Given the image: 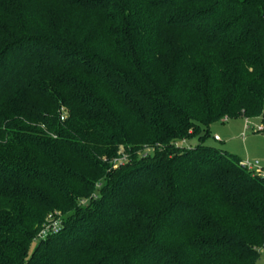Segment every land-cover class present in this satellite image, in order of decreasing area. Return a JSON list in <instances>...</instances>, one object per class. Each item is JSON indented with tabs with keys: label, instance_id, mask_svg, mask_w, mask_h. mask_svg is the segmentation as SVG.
Here are the masks:
<instances>
[{
	"label": "trees",
	"instance_id": "16d2710c",
	"mask_svg": "<svg viewBox=\"0 0 264 264\" xmlns=\"http://www.w3.org/2000/svg\"><path fill=\"white\" fill-rule=\"evenodd\" d=\"M226 117L264 133V0H0V264H256Z\"/></svg>",
	"mask_w": 264,
	"mask_h": 264
},
{
	"label": "rangeland",
	"instance_id": "374dc122",
	"mask_svg": "<svg viewBox=\"0 0 264 264\" xmlns=\"http://www.w3.org/2000/svg\"><path fill=\"white\" fill-rule=\"evenodd\" d=\"M260 128V118L246 119L244 117H235L230 118L228 121L220 120L212 124L210 137L207 138L206 143L227 149L238 154L242 159L249 158L251 160H260L264 165V133L259 132ZM216 135H218L221 140H216L214 138ZM199 142L200 138L195 136L186 143H182L186 146H195ZM142 152L143 150L139 151V154ZM122 157L124 160L126 155ZM115 163L117 162L115 161ZM99 183L98 181L97 184ZM85 202H91V198L86 199ZM63 216V214L57 215L56 218L48 222L49 224L47 227L55 229L57 228L56 224H58L59 227Z\"/></svg>",
	"mask_w": 264,
	"mask_h": 264
},
{
	"label": "built area",
	"instance_id": "2783aa9c",
	"mask_svg": "<svg viewBox=\"0 0 264 264\" xmlns=\"http://www.w3.org/2000/svg\"><path fill=\"white\" fill-rule=\"evenodd\" d=\"M224 121L228 120V118H224ZM261 129V128H260ZM216 139H220V137L218 135L215 136ZM242 165L244 168H246L247 170L253 172V174H258L264 177V165L262 164V162L260 160H251L249 158L247 159H242ZM57 228H58V224H56ZM55 228V229H57ZM54 228L52 227H46L45 230L43 231V234L45 235L48 231L53 230ZM54 229V230H55ZM262 249H264V246L262 247Z\"/></svg>",
	"mask_w": 264,
	"mask_h": 264
},
{
	"label": "crops",
	"instance_id": "0c3cea01",
	"mask_svg": "<svg viewBox=\"0 0 264 264\" xmlns=\"http://www.w3.org/2000/svg\"><path fill=\"white\" fill-rule=\"evenodd\" d=\"M256 264H264V249H262L261 258L257 261Z\"/></svg>",
	"mask_w": 264,
	"mask_h": 264
}]
</instances>
